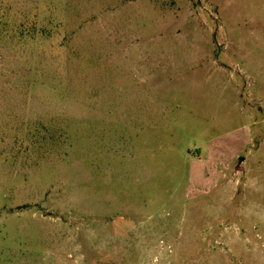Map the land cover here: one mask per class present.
Instances as JSON below:
<instances>
[{
  "label": "rangeland",
  "instance_id": "1",
  "mask_svg": "<svg viewBox=\"0 0 264 264\" xmlns=\"http://www.w3.org/2000/svg\"><path fill=\"white\" fill-rule=\"evenodd\" d=\"M0 264H264V0H0Z\"/></svg>",
  "mask_w": 264,
  "mask_h": 264
}]
</instances>
